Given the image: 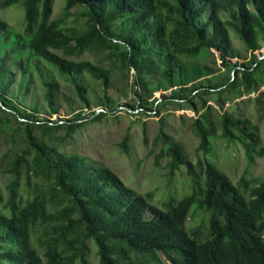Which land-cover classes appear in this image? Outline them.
<instances>
[{"label": "trees", "instance_id": "16d2710c", "mask_svg": "<svg viewBox=\"0 0 264 264\" xmlns=\"http://www.w3.org/2000/svg\"><path fill=\"white\" fill-rule=\"evenodd\" d=\"M53 3L0 0L1 10L16 5L23 15L20 33L0 20V117L13 118L24 144L4 166L10 179L5 193L0 189V264H90L91 248L97 264H264V181L242 176L233 183L206 158L215 127L211 112L221 139L239 144L248 160L264 157L256 127L223 111L264 87V58L256 54L264 48V0H64L56 18ZM76 6L83 21L70 26ZM84 53L103 60L78 59ZM214 53L219 66L201 59ZM39 60L64 77L83 108L100 109L92 121L116 107L146 115H158L164 104L192 111L195 162L161 126L156 136L163 146L156 160L168 158L169 174L184 169L190 193L159 208L107 166L49 144L62 129L73 134L78 120L59 126L39 119L43 110L31 102L9 106L14 88L32 93L29 63L38 71ZM221 69L226 75L214 82ZM118 72L126 79L122 92L114 86ZM40 81L45 111L57 115L58 84ZM111 89L131 99L119 102ZM212 95L216 108L205 99ZM63 100L74 113L73 100ZM36 129L41 138L33 135ZM192 206L207 216L204 234L186 226Z\"/></svg>", "mask_w": 264, "mask_h": 264}, {"label": "rangeland", "instance_id": "374dc122", "mask_svg": "<svg viewBox=\"0 0 264 264\" xmlns=\"http://www.w3.org/2000/svg\"><path fill=\"white\" fill-rule=\"evenodd\" d=\"M63 5L64 0H54L53 18L60 16ZM71 12L67 19L68 25H81L83 21L79 16L82 13L81 7L76 6ZM0 20L9 25L16 33L22 31V10L16 5L3 10L0 9ZM234 46L242 55L249 58V54H246L239 43L235 42ZM263 53L264 48L261 49L260 53L256 52L260 57H263ZM78 59L99 62L103 60V56L84 53ZM201 59L215 66L220 64L216 53L214 56L205 54ZM232 62H236V59H233ZM29 66V70L33 74L32 93L24 96L22 95V87L19 90L14 88L15 98L9 102V106L21 108V102H31V108L43 110L39 111V119L56 122L59 126H67L69 120H78L75 123L80 124L73 134H67L63 129L58 131L56 135L49 137V144L64 153L87 156L107 166L126 186L139 194L148 196L149 201L159 208H164L169 203H173L190 193L191 182L184 169L181 168L174 174H169L167 169L168 158L163 157L156 160L163 148L162 144L156 140V136L161 126L164 133L181 146L186 158L190 162H195L197 158L195 149L198 140L191 129V123L196 118L192 111L179 110L176 105L164 104L160 106L158 115L154 113L146 115L139 110L127 114L120 107H116L115 109H108L99 120L92 121L93 116H96L100 109L87 110L83 108L82 104L77 103L68 83L64 77L57 74L54 68L41 60L37 63L38 71L35 70L33 61L29 63ZM225 75V69H221L213 81L220 82ZM260 76L264 81L263 71L260 72ZM117 77L121 79L115 82L114 86L122 92L126 88V79L120 73ZM41 79L58 84L57 104H59L60 109L57 115L49 116L45 111ZM88 82L92 85L90 80ZM96 92L101 94L100 90H96ZM108 94L122 103L131 99L130 97L124 99L115 95L112 89L108 91ZM165 94L169 93L166 92ZM63 96L73 100L74 113H69L68 104L64 102ZM154 97L160 101V93L155 94ZM205 99L210 100L208 105L216 108L214 95L207 96ZM92 111H94L93 115H91ZM223 111L248 119L250 124L256 127L255 131L260 138V146H264V87H261L256 93L225 104ZM210 116L215 127L214 134L209 138L211 150L206 156L207 160L233 183H236L242 176L250 183L252 181L256 183L264 181V157L248 160L239 144L227 142L219 137L221 131L218 123H216L217 119L212 112ZM33 135L36 138H41L42 133L36 129ZM55 136H58V139H55ZM22 139V133L16 129L13 118L2 115L0 117V189L3 191L5 190L4 185L10 179L4 166L13 159L14 154H19L20 150L24 149ZM24 178L25 175L22 173L19 182L23 183ZM29 182L30 184L37 182L33 171L29 173ZM191 209L186 220V226L200 227L201 233L204 234L206 232V214L204 211H195L194 206ZM88 261L90 264H97L94 248H91Z\"/></svg>", "mask_w": 264, "mask_h": 264}, {"label": "water", "instance_id": "95a60500", "mask_svg": "<svg viewBox=\"0 0 264 264\" xmlns=\"http://www.w3.org/2000/svg\"><path fill=\"white\" fill-rule=\"evenodd\" d=\"M261 58H264V57H260L259 59H261Z\"/></svg>", "mask_w": 264, "mask_h": 264}]
</instances>
